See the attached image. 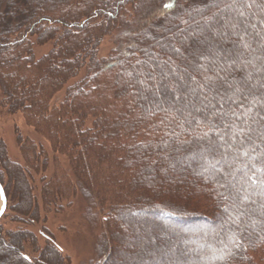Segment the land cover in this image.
I'll use <instances>...</instances> for the list:
<instances>
[{
  "label": "trees",
  "instance_id": "obj_1",
  "mask_svg": "<svg viewBox=\"0 0 264 264\" xmlns=\"http://www.w3.org/2000/svg\"><path fill=\"white\" fill-rule=\"evenodd\" d=\"M19 2L20 13L0 20L3 91L10 110L22 108L54 149L69 154L87 196L93 191L101 206H111L97 264H108L114 245L125 243L113 221L127 228L140 212L165 227L203 228L195 235L172 229V242L153 247L150 262L264 264V0ZM115 32L117 47L99 59L101 40ZM32 37L54 48L36 60ZM83 69L86 76L49 110L53 94ZM19 140L33 154L35 145ZM184 157L193 162L180 172ZM205 160L213 165L202 171ZM19 177L16 198L26 196L27 204L15 208L24 223H38L30 176L0 140L7 198ZM49 196L46 186V206ZM143 228L153 238L164 232ZM185 242L191 253H183ZM28 243L37 246L29 230L0 228V248L10 247L15 264H35L25 253ZM41 258L63 263L50 245Z\"/></svg>",
  "mask_w": 264,
  "mask_h": 264
},
{
  "label": "rangeland",
  "instance_id": "obj_2",
  "mask_svg": "<svg viewBox=\"0 0 264 264\" xmlns=\"http://www.w3.org/2000/svg\"><path fill=\"white\" fill-rule=\"evenodd\" d=\"M35 1L31 0V4L33 5ZM22 8L19 0L1 1L0 20L2 22L3 19L8 20L9 17L7 15L10 12L11 14H17L23 10ZM128 9L131 11L130 7ZM115 37L116 32L103 37L97 53L99 59L111 56L112 51L117 47ZM30 40L33 44V54L36 60L46 56L54 48V42L50 41L44 45H38L36 44V37L30 38ZM195 42L196 40H193V43ZM168 58L170 59L169 56ZM59 65L60 63L57 64V66ZM1 70L4 69L0 66V72ZM86 74V69H83L77 77L69 80L63 89L55 92L48 102L49 110L56 107L59 108L66 99L68 87L79 83ZM141 81H144V79L141 78ZM4 83H8V80L5 79L3 81V76L0 73V140L3 141L6 147L8 158L13 163L27 170L33 185L34 196L39 202L41 220L38 223L28 224L24 223L23 219H20L21 214L18 213V208H15V206L20 202V209L22 203L27 204V198L26 196H23L21 200L16 198L23 188L19 177L16 178L15 187L8 188L10 197L7 198V209L0 220V228L4 231L29 230L36 236L37 246L32 248L34 247L33 243H28L26 244L25 252L35 264H43L41 254L48 245L56 247L62 254L63 263L58 260L55 264H97L99 245L108 236L105 225L111 206L108 203L104 204H107L106 206H101L96 193L93 191L90 196H87L82 183H78L69 154L54 149L52 142L47 137V133L44 131L40 133L37 127L28 121L27 113L22 108L20 110H10V101L3 91ZM19 136L22 137L24 142L28 141L29 144L35 145V148L33 147L35 156L28 150L25 152L24 144L20 142ZM197 136L200 139L204 138V135L199 132H197ZM169 156L172 157L171 154ZM192 162V158L186 159L184 157V159H180V172L186 169V164ZM202 164L203 167L200 166L202 171L209 170L213 165L209 160H205ZM162 165H165V163L163 162ZM219 167L221 166H218L217 172H219ZM158 168L160 169V166ZM5 181L8 183L6 174L4 176ZM46 186L50 189L49 197L52 204L49 206L43 203V192ZM60 194L63 195L61 196ZM173 204L182 207V202H173ZM133 219L134 221L131 224L129 223L127 228L121 223L113 221V228L124 233L122 236L120 234V236L125 243L114 245L112 249L113 256L108 264H157L156 261L150 262L153 257H157L155 254L157 251L155 252L153 247H166L167 243H171V235L174 233H172V229L181 228V232L185 235H195L203 229L200 228L194 231L182 230V227L175 223H168L169 225L165 227L163 224L156 223L158 220L155 218L149 217L142 212L136 213ZM161 223L165 222L162 221ZM144 224H147L148 227H156L158 225V227L163 228L164 232L157 238H153L148 231L149 229L146 231L143 228ZM234 224L237 227L239 226L236 223ZM193 243L191 242L190 244ZM183 246L184 254L191 253L188 252L189 243L185 242ZM37 248H39V251ZM8 253L10 255L9 264H15L17 261L15 254L11 252L10 247L4 245L0 248V260ZM47 261L52 262V259L48 258ZM194 262L196 261L194 260Z\"/></svg>",
  "mask_w": 264,
  "mask_h": 264
},
{
  "label": "water",
  "instance_id": "obj_3",
  "mask_svg": "<svg viewBox=\"0 0 264 264\" xmlns=\"http://www.w3.org/2000/svg\"><path fill=\"white\" fill-rule=\"evenodd\" d=\"M0 199H1V205H0V219H1L7 209V197L5 195V191L1 183H0Z\"/></svg>",
  "mask_w": 264,
  "mask_h": 264
}]
</instances>
